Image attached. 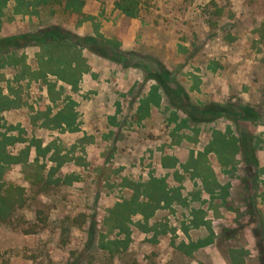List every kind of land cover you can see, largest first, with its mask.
<instances>
[{
  "label": "rangeland",
  "instance_id": "rangeland-1",
  "mask_svg": "<svg viewBox=\"0 0 264 264\" xmlns=\"http://www.w3.org/2000/svg\"><path fill=\"white\" fill-rule=\"evenodd\" d=\"M68 1L2 0L0 36L55 29L133 57L36 44L0 57L3 181L26 199L0 222V264H264V0H140L135 16L119 0ZM154 64L194 107L256 115L194 121L149 77ZM153 180L166 199L149 200ZM137 196L152 208L118 207Z\"/></svg>",
  "mask_w": 264,
  "mask_h": 264
},
{
  "label": "trees",
  "instance_id": "trees-1",
  "mask_svg": "<svg viewBox=\"0 0 264 264\" xmlns=\"http://www.w3.org/2000/svg\"><path fill=\"white\" fill-rule=\"evenodd\" d=\"M1 1L2 0H0V2ZM71 1L75 0H70L68 2L71 3ZM51 2H58V0H36V3L40 5H48ZM30 4L31 6H34V0H30ZM116 6L122 13L128 16H135L138 10H140L141 8L140 0H119ZM75 9L77 10L78 6H75ZM35 44L40 47L64 46L67 48H83L102 58L117 61L125 60L126 56H129L130 58L133 57V54H126L121 51L118 47V44L111 40H105L102 37L75 36L70 33L59 32L55 29H45L37 33L30 32L0 36V57L8 56L25 46ZM147 71L149 77L153 79L160 86V89L164 92L168 103L174 106L176 109L186 113L189 118L194 119V121H202V118L200 117L203 116H209L210 118L225 116L227 117V119L236 123L241 121H249L254 115H256V112L254 110H249V112L247 113L244 110L239 111L234 106H222L213 109H199L197 107H194L188 102V96L183 86L172 77L171 72L162 64H154V66L150 65V68H148ZM238 140L243 158L246 160L250 159L254 152L251 135L247 132L241 131ZM1 148L2 147H0V149ZM1 153L2 152L0 151V154ZM9 159H11L15 163L22 164V170L25 173V178L27 180L32 181V183L34 184L44 183V185H46V183L44 182L43 171L39 168H36L34 163L28 164L27 159H22L20 158V156L16 158L12 156ZM34 161L37 162V160ZM3 174V165L0 163V222L9 223L16 215V213L20 209H23L26 199L24 197L22 188L16 187L14 184L6 183L3 181ZM153 181L154 183H152L148 187V190L146 188V195H148L149 200L160 201L161 199H166L167 196L165 195H167V193L164 192L163 189L161 191L165 195H161L160 193H151L154 191L152 186L158 188L159 185H161V182L155 183L156 180ZM136 191L142 193L143 190L138 189ZM138 202L143 205V209H145L146 211L152 208L150 203H144V201L139 200L138 196L130 200L122 201L118 204V207L120 209H129V211H132L139 205ZM137 209L141 210V208H136L135 210ZM119 219V216H117L114 221H118ZM110 242L116 244V242L114 241Z\"/></svg>",
  "mask_w": 264,
  "mask_h": 264
}]
</instances>
